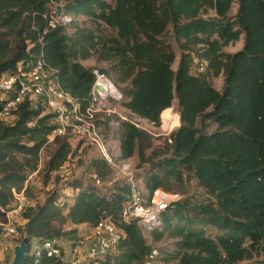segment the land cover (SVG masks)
Returning <instances> with one entry per match:
<instances>
[{
    "label": "trees",
    "instance_id": "1",
    "mask_svg": "<svg viewBox=\"0 0 264 264\" xmlns=\"http://www.w3.org/2000/svg\"><path fill=\"white\" fill-rule=\"evenodd\" d=\"M52 4L70 17L66 23L48 24ZM240 34L239 49L222 50ZM170 38L180 51L175 69ZM39 51L81 110L96 68L80 63L88 58L105 64L97 69L119 88L121 106L154 126L175 99L179 125L170 143L126 121L117 127L108 119L96 122L105 141L106 129L115 134L116 161L136 157L140 171L133 179L146 199L157 188L181 194L187 172L212 200L192 207L174 201L160 213V224L148 229L134 219L124 222L120 210L128 184L101 189L71 174L62 179L60 166L75 154L72 137L52 134V113L24 97L0 118V222L14 206L13 193H21L15 242L26 235L23 264H65L46 256L41 244L53 239L74 245L102 219L120 231L119 240L107 255L79 264L150 263L161 253L152 242L165 239H173L172 253L160 255L168 264H246L255 256L264 264V0H0V74L18 73V65ZM218 76L219 90L212 85ZM89 164L103 182L112 172L97 156ZM34 172L42 185L56 186L31 202L28 176ZM66 189L71 195L62 197ZM32 245H39L37 254Z\"/></svg>",
    "mask_w": 264,
    "mask_h": 264
},
{
    "label": "built area",
    "instance_id": "2",
    "mask_svg": "<svg viewBox=\"0 0 264 264\" xmlns=\"http://www.w3.org/2000/svg\"><path fill=\"white\" fill-rule=\"evenodd\" d=\"M48 17L50 26L57 22L66 23L70 18L55 9V4L49 7ZM203 64L202 61H198L196 69L201 70ZM18 68L19 72L14 75L0 74V99H5L0 109V118L8 117L10 110L24 97H29L32 105L44 106L53 115L52 134L61 135L67 132L80 146L92 148L96 156L109 165L111 171L125 178L123 181L128 184V191L122 201L121 219L124 222L134 219L146 229L158 226L160 213L170 203L177 201L179 194L157 188L146 199L140 189V181L134 182L136 180L133 179L132 170L126 160L114 159L113 152L109 150L108 142L104 140L102 129L96 121L99 120L100 114L108 119V125L111 127H117L118 123L126 121L137 129L147 131L154 138L161 136L170 143L169 135L179 125L178 112L173 106L160 111L158 124L154 126L152 122L123 108L120 104L123 96L119 88L105 73L92 68L93 82L89 88L87 102L81 110L70 94L60 87L55 71L45 65L41 51L20 63ZM10 93L13 95L10 96ZM60 169L64 175L69 174L66 163L62 164ZM71 176L77 177L75 174ZM89 180L98 188L104 183L93 173H89ZM13 197L14 206L6 211L1 209L5 220L0 222V228L11 235L16 233L14 217L20 216L24 206L21 193H13ZM120 236L118 229L108 220L102 219L95 225L85 228L80 240L74 245L51 239L44 241L40 248L44 249L46 256L58 257L65 264H79L107 255ZM38 248L39 245H32V253L37 254Z\"/></svg>",
    "mask_w": 264,
    "mask_h": 264
},
{
    "label": "rangeland",
    "instance_id": "3",
    "mask_svg": "<svg viewBox=\"0 0 264 264\" xmlns=\"http://www.w3.org/2000/svg\"><path fill=\"white\" fill-rule=\"evenodd\" d=\"M106 1L111 2V0H106ZM236 6H237L236 2H233L230 6L229 11H228V14L232 17L234 16V14L236 12ZM77 19L81 20V17L79 16ZM85 24L89 25L91 27L94 26V24L92 22L90 23L88 20H85ZM168 30L170 31L169 28H168ZM169 42H170V44H171V46L175 52V58H174V61L171 65V68L175 69L176 64H177V60H178V55H179L180 51L177 48L176 43L172 40V38L169 39ZM241 45H242V34H240L237 41L224 46L222 48V50L225 52H234L237 49H239L241 47ZM195 62H196V59L193 58V61L191 64V71L192 72H194V69H195ZM87 64H89L90 67H96L98 69L105 67V64L103 62L95 63L91 59L88 60ZM221 80L222 79L220 76L212 78V85L217 90H219L221 87ZM175 104H176V100L173 99L171 105L173 106L174 109L176 107ZM98 119H99L98 121H100V123H104L106 120V117H104L102 114H100V115H98ZM100 126L102 127V124H100ZM104 133L106 136V140L108 142L109 150L112 152H115L116 151V143H117L115 134L114 133L111 134L109 129H106ZM70 143H71L72 148L75 149V154L72 155L71 159L67 162V169L69 171V174L62 175V179H63V177H67L70 174L71 175L75 174L77 177L81 178L83 182H87L89 180V173H91V167H90L89 161H90V159L96 157V153L90 147L80 146L79 143H77L75 140H73V138H70ZM153 144L156 146V145H159L160 143L158 142V140H154ZM51 147H52L51 145H48L41 150V152H40V160L41 161H43V159H45L47 157V154H48L49 150L51 149ZM147 152H148V150L146 151V153ZM126 162L128 163L129 168L132 170V173L140 171V169L136 168V164H137L136 157L133 156V157L127 159ZM143 166L145 168L148 167L147 163L143 164ZM183 174H184L183 192L181 194H179L178 200H180V199L185 200L188 203V206H190V207L197 205L199 203H203L206 200H212V198L210 196H208L202 190V188L200 186L197 185V183L190 176L189 173L183 172ZM124 179H125L124 177H120V176H118L117 173H115V171H112L107 176V179H106V181H104L101 189H106V188L110 187L111 184H113L114 182L123 181ZM40 181H41L40 175L36 174L35 172L30 174V176H28V184L32 189L31 193L28 196V199L31 202L33 200L41 201V199L43 198L47 189L53 188L56 186L55 183H52L53 181H50L45 186L42 185ZM134 182H137V181H134ZM139 185H140V183H139ZM140 189L142 190V192H144V189L141 185H140ZM61 195H62V197H69L71 195V191L69 189H66L65 191H63V193ZM24 203H25V198H24ZM182 213H184V211ZM14 222H15L16 227H18L21 225L22 220L20 217H14ZM16 237H17V234L11 235V234L7 233L5 230L0 228V264H8L10 262L11 257H12V251H11L12 246L14 244L18 243V242H15ZM144 237L146 238L147 242H151L150 237H148L146 234H144ZM172 241H173V239L159 240V241L152 242V245L155 249H157V248L161 249L160 255L162 256L164 253H167V254L172 253V245H171ZM160 255L158 256L157 259L150 262L149 264H168V263L160 260ZM260 259H261V256H255L249 260L242 261V263L260 264L259 263Z\"/></svg>",
    "mask_w": 264,
    "mask_h": 264
},
{
    "label": "water",
    "instance_id": "4",
    "mask_svg": "<svg viewBox=\"0 0 264 264\" xmlns=\"http://www.w3.org/2000/svg\"><path fill=\"white\" fill-rule=\"evenodd\" d=\"M57 12L58 11H56V13ZM26 250V235L23 234L19 242L12 246V257L8 264H23Z\"/></svg>",
    "mask_w": 264,
    "mask_h": 264
},
{
    "label": "crops",
    "instance_id": "5",
    "mask_svg": "<svg viewBox=\"0 0 264 264\" xmlns=\"http://www.w3.org/2000/svg\"><path fill=\"white\" fill-rule=\"evenodd\" d=\"M91 58H88V59H85V60H81L80 63L83 65V66H90L89 64H87L88 60H90ZM93 60V59H91ZM214 87V86H213ZM216 89V88H215ZM75 140V139H73ZM76 141V140H75ZM71 191V190H70Z\"/></svg>",
    "mask_w": 264,
    "mask_h": 264
}]
</instances>
